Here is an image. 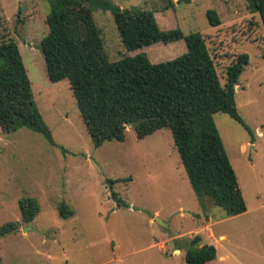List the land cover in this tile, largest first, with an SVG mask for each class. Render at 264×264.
I'll use <instances>...</instances> for the list:
<instances>
[{"label": "rangeland", "instance_id": "obj_1", "mask_svg": "<svg viewBox=\"0 0 264 264\" xmlns=\"http://www.w3.org/2000/svg\"><path fill=\"white\" fill-rule=\"evenodd\" d=\"M109 1L154 10L161 30L200 33L221 80L238 54L248 55L234 100L250 132L225 113L213 115L246 211L227 217L209 202L202 211L166 128L139 139L127 127L124 141L94 147L67 80L50 82L46 75L40 40L47 33L48 4L0 0L35 105L55 142L27 128L0 130V226L18 222L15 232L0 236V264H185L183 246L195 235L200 245L216 249L208 264H264V31L258 15L246 0ZM207 9L215 10L217 26L208 24ZM91 20L110 61L144 52L155 63L185 51L182 38L125 50L110 11L96 7ZM117 178L123 180L111 189L123 202L119 206L106 184ZM24 197L39 204L29 224L20 221ZM60 203L74 214L60 217Z\"/></svg>", "mask_w": 264, "mask_h": 264}, {"label": "trees", "instance_id": "obj_2", "mask_svg": "<svg viewBox=\"0 0 264 264\" xmlns=\"http://www.w3.org/2000/svg\"><path fill=\"white\" fill-rule=\"evenodd\" d=\"M44 1L48 4L44 18L47 33L40 40V51L46 75L50 82L67 80L92 145L97 148L105 141H124L125 124L138 119L143 120L133 129L139 139L166 128L202 211L209 202L227 217L245 212L246 204L213 115L225 113L250 132L234 100L248 55L238 54L221 80L204 37L198 32L185 35L179 28L161 30L154 10L121 8L109 0ZM246 2L264 31V0ZM96 7L110 11L125 50L182 38L185 51L155 63L144 52L110 61L91 20V10ZM205 16L210 26L220 23L214 9H207ZM20 128L39 133L55 145L35 105L17 43L0 14V130L10 133ZM120 180H106L111 197L118 199L117 206L123 202L111 188ZM18 209L20 221L29 224L38 214L39 204L24 197L18 201ZM58 214L67 218L74 212L60 203ZM17 226V221L1 225L0 236L15 232ZM199 242L200 236L195 235L183 246L185 264H208L216 258L213 245Z\"/></svg>", "mask_w": 264, "mask_h": 264}, {"label": "water", "instance_id": "obj_3", "mask_svg": "<svg viewBox=\"0 0 264 264\" xmlns=\"http://www.w3.org/2000/svg\"><path fill=\"white\" fill-rule=\"evenodd\" d=\"M142 120H143V119H138V120H135V121H132V122H128V123L125 124V127H126V128H127V127L134 128V127H136L138 124H140V122H141ZM154 221H155L158 225H160V226H162V227H165V226H166V224H165L163 221H161L160 219H158L157 217L154 218Z\"/></svg>", "mask_w": 264, "mask_h": 264}, {"label": "crops", "instance_id": "obj_4", "mask_svg": "<svg viewBox=\"0 0 264 264\" xmlns=\"http://www.w3.org/2000/svg\"><path fill=\"white\" fill-rule=\"evenodd\" d=\"M220 239H223V238L221 237ZM176 252H179V249H177Z\"/></svg>", "mask_w": 264, "mask_h": 264}]
</instances>
